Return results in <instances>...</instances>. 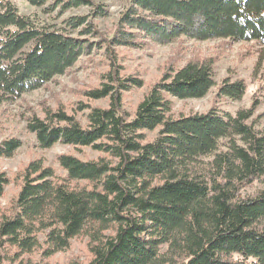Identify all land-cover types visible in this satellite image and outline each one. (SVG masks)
Listing matches in <instances>:
<instances>
[{
    "label": "trees",
    "instance_id": "obj_1",
    "mask_svg": "<svg viewBox=\"0 0 264 264\" xmlns=\"http://www.w3.org/2000/svg\"><path fill=\"white\" fill-rule=\"evenodd\" d=\"M15 1L46 17L21 13ZM83 7L89 15L52 21ZM109 16L93 0H0V103L44 88L85 56L103 67L79 110H49L28 126L42 150L63 144L97 156L61 155L59 169L34 160L13 177L0 172V200L18 187L0 209V264H40L37 256L50 259L76 240L87 248L81 264H264L259 99L234 114L214 105L176 117L173 99H202L216 87L214 62L167 64L149 84L123 74L119 53L181 40L262 47L264 0H127L114 29L101 32L96 21ZM135 90L144 94L131 112L125 98ZM246 95L243 80L227 78L215 102ZM20 146L6 141L0 157Z\"/></svg>",
    "mask_w": 264,
    "mask_h": 264
},
{
    "label": "rangeland",
    "instance_id": "obj_2",
    "mask_svg": "<svg viewBox=\"0 0 264 264\" xmlns=\"http://www.w3.org/2000/svg\"><path fill=\"white\" fill-rule=\"evenodd\" d=\"M97 4L107 6L110 16L103 20H97L101 32L110 33L117 23L120 14L124 10L127 0H93ZM21 13L37 14L45 18L42 9L15 1ZM89 8L83 7L72 10L61 16L54 14V23H60L64 19L89 15ZM59 19V20H57ZM123 74L137 75L139 78L152 84L163 74L167 64L184 66L190 61L212 60L216 70V87L202 99L178 100L173 99L176 117L195 113L208 112L212 106L217 105L228 113H235L239 109L249 108L252 101L257 98L260 101L258 114L263 116L264 124V69L261 66L257 70V64L264 55V46L256 44H229L226 41H207L195 43L188 40L170 45L147 44L143 49L133 50L119 49ZM101 58V57H100ZM95 55L92 62L85 56L65 76L56 78L44 88L35 90L17 99H10L0 103V145L6 141L16 140L21 142L20 148L10 158L0 157V172H5L10 177L15 176L24 166L34 160H41L45 165L59 169L58 157L66 154H76L80 157L95 158L97 155L90 150L84 154L76 152L71 147L57 144L55 147L42 150L37 142L36 135L29 130V122L32 117L43 118L49 110L56 111L59 107L65 111L79 110L84 101V90L97 88L101 84L98 63ZM97 63V64H95ZM102 71V70H101ZM227 78L232 81L243 80L247 85V95L242 101L232 102L220 99L215 102V95L219 84ZM144 90H135L125 98L126 107L133 112L139 101L143 98ZM107 103L98 101L95 106H104ZM82 116V115H81ZM61 172V171H59ZM256 188L250 189L253 192ZM18 187L11 184L5 190V197L0 200V209H6ZM87 248L84 240H76L69 250L56 256L42 260L39 256L33 261L40 264H81L87 259Z\"/></svg>",
    "mask_w": 264,
    "mask_h": 264
}]
</instances>
